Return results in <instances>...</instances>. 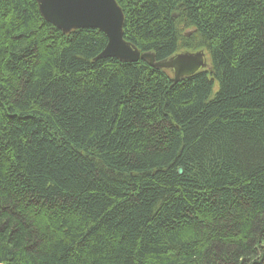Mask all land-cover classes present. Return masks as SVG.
<instances>
[{
    "label": "trees",
    "instance_id": "1",
    "mask_svg": "<svg viewBox=\"0 0 264 264\" xmlns=\"http://www.w3.org/2000/svg\"><path fill=\"white\" fill-rule=\"evenodd\" d=\"M116 1L141 53L209 65L0 0V264H264V0Z\"/></svg>",
    "mask_w": 264,
    "mask_h": 264
},
{
    "label": "water",
    "instance_id": "2",
    "mask_svg": "<svg viewBox=\"0 0 264 264\" xmlns=\"http://www.w3.org/2000/svg\"><path fill=\"white\" fill-rule=\"evenodd\" d=\"M38 4L43 18L63 33L84 28L101 30L108 42L99 58L127 63L144 60L154 68L173 70L174 83L208 66L204 50L181 52L163 61H155L151 52L141 53L124 38V12L116 0H38ZM191 34L192 31L185 33ZM178 173H183L181 167Z\"/></svg>",
    "mask_w": 264,
    "mask_h": 264
},
{
    "label": "rangeland",
    "instance_id": "3",
    "mask_svg": "<svg viewBox=\"0 0 264 264\" xmlns=\"http://www.w3.org/2000/svg\"><path fill=\"white\" fill-rule=\"evenodd\" d=\"M189 31H192V29H185V30H184V32H189ZM203 50H204V49H203ZM204 51H205V50H204ZM181 52H184V50H182ZM190 52H193V51H190ZM205 53H206V51H205ZM206 61H207L208 65H209L208 55H207V53H206Z\"/></svg>",
    "mask_w": 264,
    "mask_h": 264
}]
</instances>
